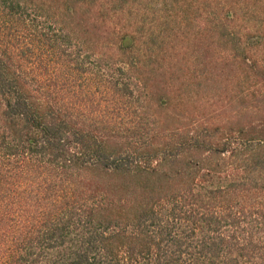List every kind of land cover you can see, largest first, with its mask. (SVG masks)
<instances>
[{"label": "trees", "instance_id": "trees-1", "mask_svg": "<svg viewBox=\"0 0 264 264\" xmlns=\"http://www.w3.org/2000/svg\"><path fill=\"white\" fill-rule=\"evenodd\" d=\"M0 264H264V0H0Z\"/></svg>", "mask_w": 264, "mask_h": 264}]
</instances>
